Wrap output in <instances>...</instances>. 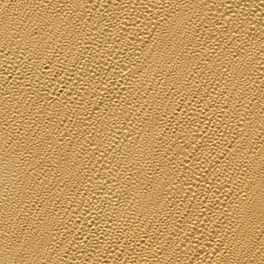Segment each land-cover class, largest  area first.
<instances>
[{"label": "bare ground", "instance_id": "6f19581e", "mask_svg": "<svg viewBox=\"0 0 264 264\" xmlns=\"http://www.w3.org/2000/svg\"><path fill=\"white\" fill-rule=\"evenodd\" d=\"M0 264H264V0H0Z\"/></svg>", "mask_w": 264, "mask_h": 264}]
</instances>
